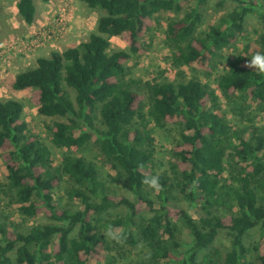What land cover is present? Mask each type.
I'll list each match as a JSON object with an SVG mask.
<instances>
[{
    "label": "trees",
    "instance_id": "trees-1",
    "mask_svg": "<svg viewBox=\"0 0 264 264\" xmlns=\"http://www.w3.org/2000/svg\"><path fill=\"white\" fill-rule=\"evenodd\" d=\"M16 1L21 19L33 23L34 0ZM83 1L102 11L88 38L37 58L34 67L17 73L11 83L15 91L31 89L37 113L51 120V143L66 149L58 163L23 118V104L13 97L0 99L5 188L23 217L43 214L47 219L19 228L0 216V264H89L110 250L108 226L121 230V242L145 250L142 264H264V126L235 132L224 115L208 107L216 95L196 76L145 83V104L127 67L132 55L145 52L143 39L154 21L171 14L165 41L173 66L207 73L224 49L236 48L247 34L249 15H258L264 28V0H229L234 7L202 30L211 0ZM226 1L217 0V8ZM113 36H120L126 47L112 48ZM259 51H264V31L242 44L219 84L229 95L240 92L264 110V74L247 64ZM149 119L161 127L173 125L179 135L171 150V177L153 170L155 139L147 128ZM89 144L104 164L125 175L134 199L114 193L116 178H104L96 163L73 153ZM153 177L159 193L157 186L145 183ZM65 178L73 183L69 198L82 207L55 204L54 191ZM169 182L199 210L198 219L169 206ZM121 207L124 213L111 214ZM176 221L192 237L179 254L174 251L179 247ZM252 229L260 237L247 244ZM221 233L230 242L224 253L214 245ZM205 249L210 253L199 256Z\"/></svg>",
    "mask_w": 264,
    "mask_h": 264
},
{
    "label": "rangeland",
    "instance_id": "rangeland-1",
    "mask_svg": "<svg viewBox=\"0 0 264 264\" xmlns=\"http://www.w3.org/2000/svg\"><path fill=\"white\" fill-rule=\"evenodd\" d=\"M216 1L211 0L206 7L201 30L215 23L221 15L234 7V2L228 0L218 9ZM16 2V0H0V99L13 97L23 104V118L30 125L31 131L38 135L51 150L54 163H58L66 149L57 148L51 143L50 132L47 128L51 120L37 113L36 107L31 103V89L15 91L11 88V83L17 73L34 67L37 58L49 56L53 50L63 51L86 40L95 30L102 11L88 7L83 0H49L48 2L34 0L35 20L27 24L19 16ZM170 18H173V15L165 14L159 22L154 21L151 32L143 39L145 52L141 55H132L127 63L128 77L137 82L135 89L145 97V104L148 103L145 83L175 82L196 76L216 95L215 103L209 102L208 107L224 115L235 132L240 133L250 126H264V110L256 101L240 92L229 95L219 84L220 76L229 68L230 62L234 60L242 44L264 31L263 22L259 16L254 14L246 18L247 34H244L243 38L238 41L236 48L224 49L220 57L214 59L215 65L207 73H198L186 67L173 66L172 49L165 41V30ZM110 41L112 48L126 47V43L120 36H113ZM147 128L155 139L153 170L157 175L171 177V165L174 162L171 150L179 135L173 125L168 124L161 127L150 119L147 122ZM73 153L96 163L104 178L108 180L116 178L113 184L114 193L127 195L134 199L126 186L125 175L118 174L119 170L115 166L110 167L104 164L102 157L98 155L92 144ZM6 174L7 170L0 152V216L4 218L3 220L19 228L47 222L43 214L26 218L19 213L15 202L12 201L11 195L5 188ZM224 176L227 177V174L225 173ZM170 183H167V188L170 187ZM72 185L73 183L65 178L61 188L54 191V202L58 207L75 208L78 205L82 207L79 200L70 199L68 196ZM160 189L158 185L155 193H159ZM155 193L153 197L156 199ZM170 203L169 206L184 208L195 219L199 218V210L191 207L172 187H170ZM158 204L160 201L156 202V206ZM120 211L124 213L125 208L112 210L111 214L116 215ZM222 214H224L223 211ZM175 225L177 228L176 241L179 247H176L174 251L179 254L191 245L192 237L180 221H176ZM259 237L258 229H252L246 236L245 242L254 243ZM229 244V238L221 233L214 245L220 253H224ZM205 253H210V249L203 250L199 256ZM144 256L145 250L140 245L131 247L121 241L111 240L110 250H103L100 257L91 259L89 264H142V261H145Z\"/></svg>",
    "mask_w": 264,
    "mask_h": 264
},
{
    "label": "clouds",
    "instance_id": "clouds-1",
    "mask_svg": "<svg viewBox=\"0 0 264 264\" xmlns=\"http://www.w3.org/2000/svg\"><path fill=\"white\" fill-rule=\"evenodd\" d=\"M248 66L251 69L256 70L259 74H264V51L256 52L247 61ZM145 183L156 187L158 184L157 178L153 177L150 180H146ZM105 235L112 241L119 242L123 239L122 232L117 226H108L105 229Z\"/></svg>",
    "mask_w": 264,
    "mask_h": 264
}]
</instances>
